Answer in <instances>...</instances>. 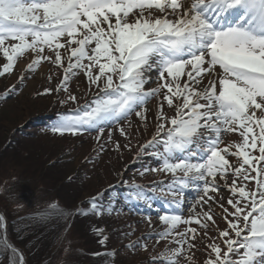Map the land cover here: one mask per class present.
<instances>
[{
	"label": "snow or ice",
	"instance_id": "6c2138e0",
	"mask_svg": "<svg viewBox=\"0 0 264 264\" xmlns=\"http://www.w3.org/2000/svg\"><path fill=\"white\" fill-rule=\"evenodd\" d=\"M0 53L6 59L0 77L23 57L30 59L29 71L43 61L63 68L55 91L68 92L81 72L96 88L93 99L60 116L54 134L95 130L99 138L133 114L146 121L154 105L155 134L144 147L162 148L155 154L161 168L151 170L171 174L169 191L175 196L174 187L195 188L203 193L196 201L201 207L214 199L208 194L219 191V181L231 193L232 211L220 205L224 247L208 244L204 264H264V0H0ZM136 198L146 197L138 191ZM89 203L92 213L102 214L96 198ZM180 208L177 201L178 211L159 215L167 226L159 238L171 237L178 246L154 257V264H194L187 255L196 247L191 225H215L211 206L196 213L192 205L187 218ZM71 215L54 202L38 218ZM179 225L188 227L179 232ZM6 250L24 264L16 248Z\"/></svg>",
	"mask_w": 264,
	"mask_h": 264
},
{
	"label": "rangeland",
	"instance_id": "374dc122",
	"mask_svg": "<svg viewBox=\"0 0 264 264\" xmlns=\"http://www.w3.org/2000/svg\"><path fill=\"white\" fill-rule=\"evenodd\" d=\"M22 62H26L24 71L19 68ZM4 63L6 59L0 53V70ZM27 63V58H19L12 73L0 77V215L5 217L0 222V264H17L18 256L6 249L10 245L19 253L21 247L16 242L6 245L5 241L24 233L28 221L36 231L47 226V220L39 219L38 213L48 209L51 203L74 208L73 211L66 208L73 215L75 210L90 206L93 198L102 206V214L97 218L95 214L81 215L84 218L74 214V220L68 222L65 230H60V226L54 235L60 236L55 248L60 244L62 247L78 248L89 242L93 243L90 248L115 253L110 256L106 252L101 264H154V257H161L166 249L178 246L170 242L171 237L159 238L158 234L167 227L159 215L178 210L171 208L169 211L149 213L145 208L133 211L120 203L127 191L148 192L151 197L158 192L168 207L172 204L176 206L179 201V211H184V218L192 215V205H196V213L207 211L211 206L215 225L210 221L207 228L191 225L197 228L196 239L191 241L196 247L187 255L192 257L194 264H204L208 258L207 245L213 241L224 247L215 232L221 229V223L225 224L224 229L227 228V223L221 218L225 213L220 205L223 204L231 212V206L227 204L231 193L225 183L219 181V191L208 194L214 199L201 207L196 201L202 192L196 189L193 196H174L166 187L171 183V174L151 170L161 168V161L155 154L162 151L155 145L144 147L155 134L154 105H149L146 121L133 114L127 120L105 127L99 138L95 130L77 136H60L50 130L60 118H55L57 113L61 114L64 110V115L73 114L78 106L93 99L97 90L81 72L69 81L68 92L61 89L59 92L63 94H59L55 89L63 80V68L43 61L37 70L29 71ZM44 68L48 69V75H42L39 82L38 74ZM149 75L153 81L156 80L155 71ZM45 89L53 91L45 93ZM69 94L76 96V101L69 100ZM164 110L169 117L174 115V109L166 103ZM121 128L124 129L123 134ZM254 186V181L249 184V188ZM174 191L178 193L175 187ZM107 197H112L110 201L115 203L114 208L106 207ZM76 199L80 201L79 207L74 206ZM151 202V198L145 201L149 206ZM107 209L108 214L105 215ZM116 211L117 214L113 215ZM55 219L52 217V221ZM14 220L18 223L11 225ZM186 227L179 225L176 231L183 232ZM143 245H147V249ZM155 264H160V261H155ZM181 264L188 262L181 259Z\"/></svg>",
	"mask_w": 264,
	"mask_h": 264
},
{
	"label": "trees",
	"instance_id": "16d2710c",
	"mask_svg": "<svg viewBox=\"0 0 264 264\" xmlns=\"http://www.w3.org/2000/svg\"><path fill=\"white\" fill-rule=\"evenodd\" d=\"M68 207L66 206L65 208ZM44 220H47L46 223L48 225L42 230L36 231L28 221L29 223L27 222L26 224L27 234L24 236L13 235L14 237H11L23 250L24 264H101L103 256L98 257L99 249L90 248L89 246L93 245V243L89 244L87 242V245L85 244L78 248L62 247L60 244L55 248L57 239L54 236V227L58 225L59 229L61 226L60 230H62L64 222L49 223V219ZM45 230L49 234H46ZM52 236H54L53 240Z\"/></svg>",
	"mask_w": 264,
	"mask_h": 264
},
{
	"label": "bare ground",
	"instance_id": "6f19581e",
	"mask_svg": "<svg viewBox=\"0 0 264 264\" xmlns=\"http://www.w3.org/2000/svg\"><path fill=\"white\" fill-rule=\"evenodd\" d=\"M27 59H28V58H27ZM29 61H30V59H28V63H29ZM25 67H26V62H22V63L19 64L20 71H21V70L24 71ZM42 75H45V76L48 75V69H47V68L42 69V70L40 71V73L38 74L37 79L39 80V82H40V79L42 78V77H41ZM153 108H154V107H153Z\"/></svg>",
	"mask_w": 264,
	"mask_h": 264
}]
</instances>
